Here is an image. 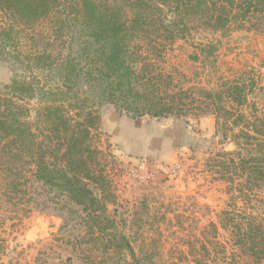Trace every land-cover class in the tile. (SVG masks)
<instances>
[{
    "label": "trees",
    "instance_id": "obj_1",
    "mask_svg": "<svg viewBox=\"0 0 264 264\" xmlns=\"http://www.w3.org/2000/svg\"><path fill=\"white\" fill-rule=\"evenodd\" d=\"M258 17L264 0H0V57L16 68L0 94V202L29 207L30 182L55 189L106 253L117 246L124 263L158 264L157 248L131 246L109 210L115 196L93 140L99 108L138 119L206 107L235 147L209 166L230 194L232 209L217 218L231 251L214 240L213 257L203 246L189 254L194 264H264V217L253 210L264 199V90L218 66L223 40H240ZM178 42L187 58L213 65L218 89L184 84L178 65L162 68Z\"/></svg>",
    "mask_w": 264,
    "mask_h": 264
},
{
    "label": "rangeland",
    "instance_id": "obj_2",
    "mask_svg": "<svg viewBox=\"0 0 264 264\" xmlns=\"http://www.w3.org/2000/svg\"><path fill=\"white\" fill-rule=\"evenodd\" d=\"M251 22L258 26L247 24L240 40H223L218 66L224 78H244L249 87L251 80L258 91L264 90V17ZM180 43L168 53L162 68L167 71L178 65L186 76L184 84L218 89L213 65L203 67L202 61L187 58L178 48ZM15 72L0 57V94ZM259 94L264 104V91ZM28 102L32 108L37 104ZM99 114L93 140L115 196L109 210L131 246L157 248L158 264H194L192 247L196 254H201V246L211 252L214 240L230 252L227 233L219 228L217 218L221 211L232 209L230 194L209 166L215 152H231L235 147L232 139L223 136L226 130L217 132L212 109L181 117L132 119L105 106ZM30 185L29 207L0 202V217L5 218L0 227L5 240L0 264H128L117 246L106 253L98 241L92 242L94 236L84 227L77 208L57 190ZM253 210L264 217V199ZM198 258L211 263L207 255Z\"/></svg>",
    "mask_w": 264,
    "mask_h": 264
}]
</instances>
